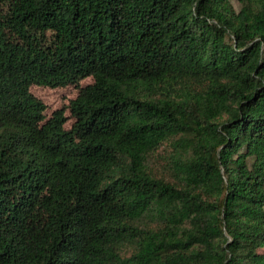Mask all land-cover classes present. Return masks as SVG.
Returning a JSON list of instances; mask_svg holds the SVG:
<instances>
[{"label":"trees","instance_id":"obj_1","mask_svg":"<svg viewBox=\"0 0 264 264\" xmlns=\"http://www.w3.org/2000/svg\"><path fill=\"white\" fill-rule=\"evenodd\" d=\"M236 1L0 0V264H264V0Z\"/></svg>","mask_w":264,"mask_h":264},{"label":"rangeland","instance_id":"obj_2","mask_svg":"<svg viewBox=\"0 0 264 264\" xmlns=\"http://www.w3.org/2000/svg\"><path fill=\"white\" fill-rule=\"evenodd\" d=\"M234 6L240 10L241 5L238 1L233 0ZM88 83L89 80L85 81ZM34 94L47 105V112L50 114L57 109L67 107L71 99L75 98V94L71 88H43L35 86L32 88Z\"/></svg>","mask_w":264,"mask_h":264}]
</instances>
